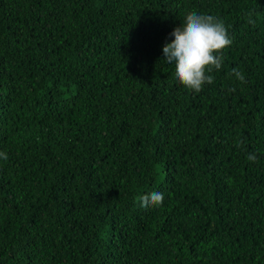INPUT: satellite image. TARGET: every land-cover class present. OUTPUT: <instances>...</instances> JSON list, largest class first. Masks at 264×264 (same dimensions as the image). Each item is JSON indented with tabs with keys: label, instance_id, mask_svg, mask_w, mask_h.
<instances>
[{
	"label": "trees",
	"instance_id": "obj_1",
	"mask_svg": "<svg viewBox=\"0 0 264 264\" xmlns=\"http://www.w3.org/2000/svg\"><path fill=\"white\" fill-rule=\"evenodd\" d=\"M192 12L232 40L200 92ZM0 153V264H264V0H0Z\"/></svg>",
	"mask_w": 264,
	"mask_h": 264
},
{
	"label": "clouds",
	"instance_id": "obj_2",
	"mask_svg": "<svg viewBox=\"0 0 264 264\" xmlns=\"http://www.w3.org/2000/svg\"><path fill=\"white\" fill-rule=\"evenodd\" d=\"M174 37L171 43H166L162 49L165 61L174 64L175 74L179 82L186 88L200 92L205 84H212L214 71H219L223 65L219 55L227 49L232 40L223 21L211 15L189 13L182 26L177 27L170 34ZM242 83L246 82L243 73L232 70ZM5 160L7 155L0 153ZM247 159L255 162L256 156L249 154ZM145 208L151 203L155 206L163 204L162 193L152 192L139 198Z\"/></svg>",
	"mask_w": 264,
	"mask_h": 264
}]
</instances>
